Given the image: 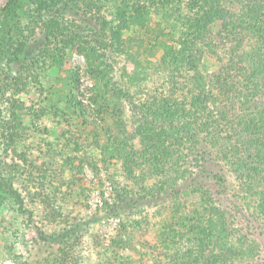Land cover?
<instances>
[{
    "label": "rangeland",
    "instance_id": "obj_1",
    "mask_svg": "<svg viewBox=\"0 0 264 264\" xmlns=\"http://www.w3.org/2000/svg\"><path fill=\"white\" fill-rule=\"evenodd\" d=\"M6 1L0 0V8ZM24 6L14 21L0 22V31L9 43L25 48L17 61L0 56V177L12 181L31 214H23L11 200L1 206L0 264H61L58 251L62 244L53 242L51 236L65 231L68 224L66 217L51 218L46 210L49 202L72 215L69 219L76 224L88 221L75 251L80 259L77 264H262L264 190L251 177L237 178L231 163H239L243 157L253 161L264 152V138L252 132L255 128L264 131L258 111L264 104V87L255 91L254 102L260 107L246 108L242 104L245 99L235 97L236 91L223 95L215 88L216 100L210 99L202 112L196 109L191 114L209 124L193 148L194 142L183 140L177 132L162 127L164 124L150 128L140 113L134 116L132 98L113 95L112 86L121 88L137 103H152L156 112L159 100L172 95L189 108V86L181 83L182 75L174 74L173 69L180 64L184 76L193 77L198 67L203 76L210 75L204 82L207 87L213 78L220 82L225 71L234 76L237 71L229 72L226 66L229 41L215 39L210 46H200L203 56L184 53L177 64L169 61L162 65L164 40L173 41L167 34L174 33L177 41L179 24L174 23L175 31L157 28L156 23L163 18L153 14L148 28L137 25L128 31L131 40L121 46L125 50L102 52L98 60L102 80L113 90L94 101L96 80L86 57L77 46L68 48L61 42L47 41L42 14L31 1ZM237 7L228 4L230 13L237 14ZM183 8L186 11L185 4ZM76 14L65 15L60 21L70 32L88 39L96 20L86 10ZM221 29V22L216 21L214 34ZM251 45L247 42L246 47ZM189 67L192 70L187 73ZM77 84L79 88L74 89ZM73 89L74 103H79L80 109L69 102ZM199 154L209 167L204 188L210 190L219 213L221 231L214 238H227L222 248L212 244L205 248L199 243L207 236L188 233V228L181 231L178 224L197 207H208L192 192L195 183L183 180L180 174L179 157L186 155L194 162ZM25 158L41 170L34 167L36 178ZM218 172L230 181L222 193L214 178ZM165 183L169 192L160 196L158 191ZM123 190L128 195L149 196L124 203L121 210L126 212L113 215L110 206ZM39 192L50 200L36 198ZM203 222L208 225L206 218ZM124 225L128 238L130 232L131 243L127 245L119 240ZM163 240L173 241L174 246L166 250Z\"/></svg>",
    "mask_w": 264,
    "mask_h": 264
},
{
    "label": "trees",
    "instance_id": "obj_2",
    "mask_svg": "<svg viewBox=\"0 0 264 264\" xmlns=\"http://www.w3.org/2000/svg\"><path fill=\"white\" fill-rule=\"evenodd\" d=\"M27 1H31L34 9L43 16L42 22L45 26L47 41L50 43L52 40L58 43L61 42L63 46L68 48L77 46L81 54L86 57L91 75L96 80L94 101L97 100L98 96H105L108 91L114 89V96L124 95L132 98L130 104L132 105L134 116L140 113L142 122L148 124L150 128L164 124L162 127L177 132L183 140L186 138L190 142H194L195 144L191 148L201 142V136L209 129L207 120L203 122L197 121V119H193L191 114L196 109L202 112L210 99L216 100L214 90L218 89L223 95L234 90L237 92L235 97H239L241 100L245 99L242 101L245 108L250 106L260 107L258 104L255 105L254 98L257 95L255 91L262 90L264 87V0H174L172 4L170 0H7L5 5L0 8V22H6L10 19L14 21L18 16V10L22 7L24 8ZM184 4L186 11L183 8ZM228 4L239 6L237 7L239 12L237 14L230 13ZM79 10L90 12L96 20V28L89 30V34L86 35L88 39H83L82 35L78 33L70 32L60 21V18L63 20L65 15L72 12L77 15L76 13H79ZM153 14L163 18V20H159L156 23L157 28H168L169 30L174 28L175 31L174 23L179 24L178 32L180 35L177 41L174 39V33L167 34V36H171L173 41L164 40L163 46H165L166 53H164L162 58V65L169 61L177 64L179 61L178 57L184 53L191 54L194 57H198L199 54L203 56L204 50L200 48L201 45L210 46L213 40L224 39V41L228 40L230 43L229 47L225 49L228 54L229 64L222 63L227 66V71H237V73L234 76H229L230 73L224 70L225 74L222 75V77L224 76L222 80L214 82L215 79L213 78L209 83L211 87H207L204 82L210 75L206 78L200 72V69L195 67L193 77L191 75L184 76L179 64L173 69V73L180 72L183 77L181 83L189 86L187 92L191 93L192 96L189 100L191 106L187 108L185 103H179V100L171 95L169 98L167 96L159 100V112H156L155 106L152 103H148V101H139L137 103L130 92H125L121 88L118 89L112 86V90L107 89L110 85L102 80V69L99 64L101 57L104 55L102 52L115 53V51L125 50L121 46L126 45L131 40L128 31L130 32L131 28L137 25L148 28ZM47 16L48 18H46ZM216 21L221 22L222 29L214 34L213 24ZM162 24L166 27H163ZM9 41L10 39L7 38L6 34L0 31V56L5 55L7 58L16 61L21 59L25 48L22 46L21 48L14 47ZM247 42H251L252 45L246 47ZM177 44H179V48H176ZM191 68L189 67V70H186L187 73L192 70ZM131 81H134V79L132 78ZM73 87L74 89L79 88L78 84ZM74 89L69 102L73 105L72 107L80 109V104L74 103V99H76V91ZM258 111L262 113L261 122L263 123L264 104L258 108ZM209 117L208 113L207 118ZM252 132L254 136L261 135L260 138H264V131H259L255 128ZM253 145L256 144L253 143ZM179 158L182 165L180 174L183 180L194 182L192 192L200 195L199 198L208 205L203 210L197 207L195 211L192 210L190 212L191 215H186L188 217L183 218V220L180 218L178 220V224L182 227L180 230L188 228V233L197 232V234L207 236L206 241L201 238L202 240L199 243L203 244L205 248H208L207 246H210V244L214 245L213 247L222 248L227 238L222 236H219V240L214 238L215 233L220 232L221 229L218 227L219 213L217 214L218 210L216 209L214 198L210 190L204 188L203 185L204 178L209 173L207 163L202 162L204 161V156L199 154L195 157L194 162L189 160L186 155ZM25 164H27L29 169L31 168V174L36 178L38 173L35 170H39V168L35 167L34 161L25 158ZM191 164L195 171L189 167ZM231 165V171L237 175V178L251 177L260 185V189L264 190V152L260 153L256 160L247 161L243 157L241 162H232ZM214 178L220 187L219 193L228 189L230 181L222 172L215 173ZM165 186L166 183L160 187L162 189L158 191L160 196L169 192L167 191L168 187ZM148 196L149 194L146 193L128 195L123 190L117 193V201L113 206H110V211L113 215L121 216L122 211L126 212L121 210L124 203L129 204L131 200L138 201L146 199ZM151 196L155 195L151 194ZM261 197L264 199V192H262ZM36 198L45 202L50 200L41 192L37 193ZM8 200L17 203L23 214L27 212L31 214V209L27 208L24 203L23 195L15 188L12 181L6 177H0V209ZM46 204L48 205H46V210L51 214L53 220L66 217L68 224L65 231L54 233L51 236L53 242H61L62 244L58 251L61 264L79 263L80 259L75 255V251L78 250L77 247L84 236V232L89 227L88 221L85 220L83 223L76 224L69 219L72 215L64 213L57 206L51 205V202ZM205 214H207V217ZM205 218L208 225L203 222ZM126 220L128 221V219ZM187 224L190 225L187 226ZM120 232L119 240L122 241L121 244L127 245L131 243L130 232L129 238L127 237L128 227L124 225ZM163 241L166 250L174 246L172 244L173 241ZM212 256L215 258L219 255Z\"/></svg>",
    "mask_w": 264,
    "mask_h": 264
}]
</instances>
